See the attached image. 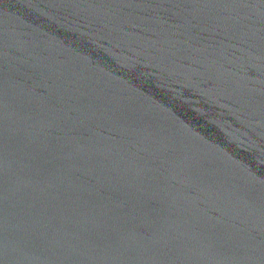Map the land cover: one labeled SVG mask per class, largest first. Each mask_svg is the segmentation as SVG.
<instances>
[{
    "label": "water",
    "instance_id": "1",
    "mask_svg": "<svg viewBox=\"0 0 264 264\" xmlns=\"http://www.w3.org/2000/svg\"><path fill=\"white\" fill-rule=\"evenodd\" d=\"M0 264H264V0H0Z\"/></svg>",
    "mask_w": 264,
    "mask_h": 264
}]
</instances>
